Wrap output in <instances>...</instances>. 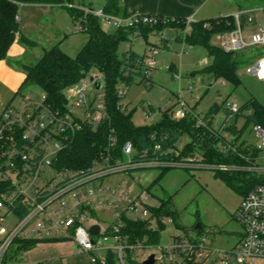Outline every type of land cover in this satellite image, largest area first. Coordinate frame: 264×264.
Wrapping results in <instances>:
<instances>
[{"label": "built area", "instance_id": "obj_1", "mask_svg": "<svg viewBox=\"0 0 264 264\" xmlns=\"http://www.w3.org/2000/svg\"><path fill=\"white\" fill-rule=\"evenodd\" d=\"M69 8H74L69 4ZM85 15L94 14L99 22L109 30L135 29L139 32L141 27L155 26L161 22L157 15L129 14L123 16L111 15L90 7L80 6ZM264 13V9H259ZM246 16L251 23L254 17L251 12H239L233 17L235 28L232 31L217 35L219 46L226 53L243 52L253 46L264 47V29L259 27V32L250 41L243 37L240 17ZM184 40L191 33L193 18L186 19ZM166 39L165 34L162 35ZM185 45L187 43L183 42ZM191 48V46H189ZM156 47H149L143 55L144 80L151 79V70L155 68ZM209 59L200 61L203 66L209 65ZM258 81L264 83V56L247 69ZM211 79V78H210ZM221 83L224 80L211 79V85ZM104 85V77L98 71H92L77 85L67 90L68 112L60 116L47 104L43 95L40 102L25 97L26 104L21 108L8 107L0 118V183L6 185V191L0 195V264H9V261L17 260L16 255L9 258L11 248L17 244V251L23 257H27L29 250L23 246V242L34 240L49 241L62 240L72 241L76 244L78 252L87 254L90 264H110L113 257L114 262L125 263V255H134L142 249L157 248V253L147 255L146 261L154 255V264H199L200 259L208 256V249L205 240L202 238L187 239L178 235L173 237L169 245H151L141 242L131 243L130 233H127L128 222H146L149 227L158 230L160 226L175 224L172 215H155L154 209L157 205L149 204L154 195L150 194L148 187H142V192L137 196L124 211L120 210L129 197L132 186L124 181L121 182L120 190L112 187L91 188L90 185L96 181L115 173L124 172L130 174L139 183L140 179L135 178L133 173L138 170L151 169H188L205 168L222 173L244 170L252 173L256 178L264 179V168L253 165L255 159L247 158L249 164L241 168L239 164H227L223 162L207 163L204 157L198 154L182 156L183 147L175 144L168 150H163L161 145L156 144L153 149L144 150L142 155L152 157L150 160L135 161L136 150L132 143L128 142L122 149L123 160L115 164L101 165L94 163L93 168L86 173L76 170L56 168L61 152L68 147L72 134L82 126L87 125L97 129L108 118L107 107L104 95H99L96 100L90 101L86 92L89 85ZM192 90V88H190ZM126 92L118 89L119 98H123ZM227 103V102H226ZM182 111L175 113V120L185 119L189 111L186 105H182ZM83 108L82 118L73 114V109ZM230 114L236 115L240 107L236 104H227ZM251 111L247 112L250 115ZM196 119L197 127H207L210 119ZM231 130L225 131L220 136L224 150L223 153L233 149L230 143ZM254 130L261 137L264 147V129L254 125ZM164 154H170L169 159H164ZM251 155V154H250ZM200 158V159H199ZM96 165L103 166V169L95 171ZM57 175H62L61 180L55 183ZM257 174V175H256ZM85 187L82 192H76L79 188ZM73 192H75L74 195ZM70 195V202L62 200ZM102 206L114 210L112 224L107 227L95 219V214ZM10 216L15 217L16 223L10 228L2 225ZM237 221L243 227L242 239L237 243L233 255L241 264L246 263L250 258H264V183L257 184L243 198L242 204L236 214ZM156 223L154 226L153 224ZM99 226L97 235H92L90 229ZM64 234L65 238L59 235ZM161 234V232H160ZM145 255V253H144ZM142 261V262H144ZM141 262V263H142ZM23 264H33L26 262ZM40 264V263H35Z\"/></svg>", "mask_w": 264, "mask_h": 264}, {"label": "rangeland", "instance_id": "obj_2", "mask_svg": "<svg viewBox=\"0 0 264 264\" xmlns=\"http://www.w3.org/2000/svg\"><path fill=\"white\" fill-rule=\"evenodd\" d=\"M103 1L105 0H71V3L75 9L80 6H89V4H92L94 8H101ZM230 2L228 3L227 0H212L208 4L206 14H202L203 20L215 19L221 15L224 17L234 16V12H238L239 8L233 3L230 4ZM65 5L69 8V2H66ZM59 7H61L59 10L60 19L57 20L54 28L57 33L59 30L65 32V35L64 33H58L60 37L53 44L56 45L58 41H61V49L68 55L76 57L86 44L88 36L79 29V22L71 18L69 9L61 5ZM209 13L210 16L217 14L215 16L218 17H208L207 14ZM252 16L256 18L253 23L249 22L246 16L240 17L245 40L257 34L259 27L264 29L262 13L256 10L252 13ZM54 31H51L50 34L55 37ZM163 33L166 35V39H163ZM163 33L150 36L147 42L141 37H132L131 42H124L119 47L120 55L130 49L139 55H144L147 44H151L150 47H156V66L151 70V81L144 83L143 77L136 76L130 86L128 81H121L117 85V89H122L123 92L127 93L122 103L123 106L129 105V110L133 111L132 120L134 124L137 127L158 125L167 113L175 120V113L182 111V105L185 104L187 111H189L186 117L192 115L193 117L198 116L200 119H210L212 125L210 131L218 139L220 136H224L225 131L228 133L233 126H236L241 131L240 138L237 141L230 139L231 145L234 148H239L240 145L245 144L250 154L256 155V161L253 162V165L264 168V147L263 149L258 148L263 146V141L254 130L255 124L249 122L247 124L248 111L240 116L229 114L227 111V104H236L242 108L251 99L264 106V83L247 72L250 66L264 56V47L253 46L234 56L240 63L239 76L241 84L238 87L228 82L225 85L221 83L211 85L209 75L204 73L205 66L200 64L201 60L209 58L207 51L201 47L190 48L189 45H185L181 40L185 34L184 31L165 30ZM212 39L219 46L217 35H213ZM34 44H31V41L27 43L30 47H34ZM209 61L211 60L209 59ZM171 67H173V71H170ZM104 94V88L95 90L93 85H89L86 92V96L90 101L96 100L99 95L103 96ZM42 96L43 91L40 87L27 85L22 89L20 95L14 97L13 105L10 107L21 108L26 104L25 97L40 102ZM224 101L227 103H224ZM216 104L219 107L218 110L210 114L211 108ZM73 114L82 118L84 109L75 108ZM189 142H191V137L184 134L178 140L177 146L182 148ZM200 145L202 144L200 143ZM200 145L196 147L199 151L201 150ZM217 149L224 150L222 141L218 142ZM197 154L201 156V153ZM241 154L244 160L250 157L244 153ZM247 162L251 161L247 160ZM207 163L211 162L207 161ZM239 165L244 168L247 164ZM101 169H103L101 165H96L94 168L95 171ZM166 171L165 173L161 169L135 171L133 176L140 179L139 183L130 174L115 173L103 180L96 181L90 187L102 185L103 187L120 190L122 181L129 183L132 186L131 193L120 206V210L124 211L142 192V187L145 188L150 185L149 192L154 196L150 198L149 204L157 205L159 208L161 201H169V211L176 221L175 224H167L161 230L162 240L160 245L171 244L173 237L176 235L187 239L204 238L208 256L205 255L200 259L199 264H241L233 255L236 245L242 239L244 233L243 227L237 221L236 214L245 197L244 190L249 180L255 175L244 170H241L242 172L222 173L205 168L167 169ZM55 174L57 175V173ZM57 176L55 183H58L62 177V175ZM224 177H227L226 180ZM156 179H159V181L154 184ZM85 189V187H81L76 192H82ZM74 194L75 192L72 195ZM69 196L65 197L62 202H70ZM94 217L105 227L115 221L114 210L105 206L100 207ZM16 220L15 217L10 216L2 225L10 228L16 223ZM199 223L202 225L200 231L195 229ZM153 225L155 226L156 223ZM59 237L65 238L66 236L60 234ZM49 243H37L27 257L21 256L17 251L18 245L15 244L10 250L9 258L16 255L20 257L8 263L23 264L28 261L35 264L40 259L48 260L47 258L51 257L49 255L53 250L52 247H54ZM59 249L62 248L59 247ZM59 249H55V251H59ZM68 250H70L69 247L61 251ZM157 252L158 249L154 247L142 249L134 255L126 253L125 263L141 264L147 258V255ZM74 254L79 255L77 250H74ZM66 255L61 258L62 264H82L85 261L84 259L88 258L87 255H83V261L76 258L71 262V258L66 257ZM113 264L119 263L115 261ZM244 264H264V258H250Z\"/></svg>", "mask_w": 264, "mask_h": 264}, {"label": "trees", "instance_id": "obj_3", "mask_svg": "<svg viewBox=\"0 0 264 264\" xmlns=\"http://www.w3.org/2000/svg\"><path fill=\"white\" fill-rule=\"evenodd\" d=\"M66 2L72 4L71 0H0V61L6 59L10 47L20 32L19 10L22 6L61 5L68 8L65 5ZM119 4L120 0H105L103 10L107 14L125 16L127 12L121 9ZM88 7L91 8L90 5ZM68 9L73 20L79 22L81 31L88 36L86 44L76 57L65 53L60 44L44 51L35 65H24L26 77L22 88L27 85L40 87L46 104L60 116H65L68 112L67 90L80 83L90 72L98 71L104 77V101L108 118L97 129L84 125L76 130L72 134L68 147L59 156L56 163L57 169H70L86 173L93 168L95 162L101 165H107L108 162L115 164L123 160L122 149L128 142L132 143L136 150L134 160L147 161L152 157L143 156L144 150H151L156 144L161 145L163 150H168L177 144L184 134L191 137V142L183 147L182 156L184 157L201 153L206 161L227 164H249L246 159L245 161L242 158L241 153L250 156V159L256 158L255 154L250 155L245 144L236 148V151L231 149L226 153L217 149V144L221 140L210 131L212 129L211 121L207 122V127H197L196 119L192 115L181 121H175L167 113L158 125L137 127L132 120L133 111L129 110V105L123 106L122 103L127 93L123 98H119L117 89V85L121 81H128L130 86L136 76L144 78L143 55H139L131 49L122 55L119 53L120 45L124 42H131L132 37L138 33L137 30H117L115 34H111L112 31L102 30L100 22L94 14L85 15L84 11L80 9ZM185 28L184 20L161 17V22L158 25L141 27L139 32L141 36L147 38L150 34H157L167 29L185 31ZM234 28L235 19L233 16L196 21L191 33L181 40L191 47H201L207 51L208 59L211 61L208 66H205L204 73L208 74L211 79L224 80L238 87L241 84L240 63L234 56L241 52L226 53L212 39L213 35L229 32ZM24 41L29 42L26 39ZM31 44L33 43L31 42ZM143 82L147 83L145 80ZM217 106L216 104L211 108L210 114L218 110ZM245 111H251V114L246 116L247 124L248 122L254 123L264 129V106L262 104L251 99L240 108V112L236 116L243 115ZM238 132L237 138L233 141L240 138L241 131L238 130ZM197 145L201 146L200 151L196 149ZM170 156V154H164L162 158L169 159ZM226 178L224 177L225 180ZM159 179H156L154 184ZM260 183H264V179L252 176L244 190L245 195ZM6 189V185L0 183V195ZM161 202V206L154 209L155 215H172L168 207L170 202L167 200ZM164 227L160 226L159 231H156L146 222H128L125 231L131 234L129 238L131 243L141 242L157 245L162 240L160 232ZM52 241L56 240L45 242ZM39 242L43 241L23 242V246L30 251ZM113 263L112 257L110 264Z\"/></svg>", "mask_w": 264, "mask_h": 264}, {"label": "crops", "instance_id": "obj_4", "mask_svg": "<svg viewBox=\"0 0 264 264\" xmlns=\"http://www.w3.org/2000/svg\"><path fill=\"white\" fill-rule=\"evenodd\" d=\"M211 1L212 0H120L119 5L121 9L127 12L126 15L138 13L144 15H157L162 18L172 20L180 19L185 21L186 19L193 18L195 21H203L204 18H202V14H206L208 4ZM229 1H231L230 4L233 3L239 8L238 12L253 13L256 10L259 11V9H264L263 0H227L228 3ZM89 5L94 10L102 9L105 5V1H103L101 8H94L92 4ZM85 7H88V5H85ZM60 8L61 7L54 5H24L20 8V32L17 35L14 44L10 47L6 59L0 61V118L2 117L4 111L8 107L13 105L14 97L22 93V85L26 77V72L23 69L22 65H35L37 61L42 57L44 51L49 50L53 46H55V44L53 43H55L60 37L58 33H64L65 35V32H61L59 30L57 33L54 28L57 20L60 19ZM238 12L234 13L236 14ZM210 13L207 14L209 15L208 17H218L215 16L217 14H213L214 16H210ZM262 16L264 17V13H262ZM220 17L224 16L221 15L218 18ZM254 21H256V18H254ZM100 25L102 30L105 32L114 31H108L101 22ZM79 29L81 30L80 26ZM167 30L174 31V29ZM51 31L55 32V37L50 34ZM164 31L160 33H163ZM154 35L156 34L153 33L148 35L147 38H144L143 36H141L140 32H138L134 37H141L147 42L148 38ZM251 37L252 36H250L246 41H250ZM24 39L35 43L34 47H30L29 45H27ZM58 44H61V41H58ZM150 46L152 45L147 44L144 53ZM44 242L45 241H43L42 243ZM49 244L54 245V247H52L53 250L49 255L51 257L47 258L48 260H37L36 263L62 264L61 258H64L65 256L63 255L65 254H67L66 257L71 258V262L76 258H79L81 260L83 258V255H87L79 253L76 244L72 241L56 240L50 242ZM59 247H61L62 249H59ZM68 247L70 248V250L61 251ZM55 249H59V251H55ZM74 250H77L79 255L76 256L74 254ZM30 252L31 250L29 251V253ZM84 260L85 261L82 264H90L89 257L85 258Z\"/></svg>", "mask_w": 264, "mask_h": 264}, {"label": "water", "instance_id": "obj_5", "mask_svg": "<svg viewBox=\"0 0 264 264\" xmlns=\"http://www.w3.org/2000/svg\"><path fill=\"white\" fill-rule=\"evenodd\" d=\"M111 34H115V31H112ZM170 71H173V67L170 68ZM96 88L98 90L102 89V84L96 85ZM239 132L236 126L232 127L231 130V137L233 139L237 138ZM196 230H202V225L199 223L197 224V226L195 227ZM100 231V227L99 226H94L90 229V233L92 235H97ZM155 263V258L154 255H151L146 261L142 262L141 264H154Z\"/></svg>", "mask_w": 264, "mask_h": 264}]
</instances>
